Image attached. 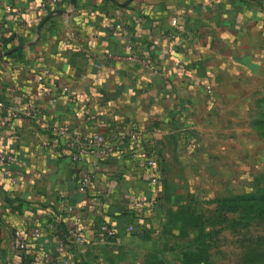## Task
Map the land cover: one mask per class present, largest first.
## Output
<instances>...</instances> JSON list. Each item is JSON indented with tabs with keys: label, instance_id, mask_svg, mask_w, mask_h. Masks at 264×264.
I'll return each mask as SVG.
<instances>
[{
	"label": "crops",
	"instance_id": "0c3cea01",
	"mask_svg": "<svg viewBox=\"0 0 264 264\" xmlns=\"http://www.w3.org/2000/svg\"><path fill=\"white\" fill-rule=\"evenodd\" d=\"M39 2L0 0V150L14 155L8 167L20 180L12 185L0 167V264L177 263L154 237L166 222L161 163L176 147L188 182L211 186L204 198L220 195L223 167H237L223 161L221 133L251 135L264 115V0H65L55 8L69 13L37 34ZM126 40L146 65L123 59ZM27 102L40 110L31 122L18 112ZM56 126L68 136L99 131L116 153L74 163L65 137L53 141ZM150 148L156 184L146 175ZM60 196L81 216L85 243L44 227ZM15 228L28 238L20 250Z\"/></svg>",
	"mask_w": 264,
	"mask_h": 264
},
{
	"label": "rangeland",
	"instance_id": "374dc122",
	"mask_svg": "<svg viewBox=\"0 0 264 264\" xmlns=\"http://www.w3.org/2000/svg\"><path fill=\"white\" fill-rule=\"evenodd\" d=\"M260 117V116H259ZM254 133H221L223 161L236 160L237 167L222 169V186L220 195L204 198L211 186L203 187L188 182L189 176L183 172L178 159L176 147L168 153V161L161 163V191L164 212L172 202H187L200 213L204 224V233H210L204 240L208 247V264H264V216L247 218L244 214L231 208L220 209L219 199L254 193L264 179V128L253 127ZM262 130H261V129ZM248 137V138H246ZM160 165V163H159ZM217 188V187H216ZM217 190V189H216ZM170 199V202L168 201ZM174 207V206H173ZM176 208V205H175ZM164 227V232L154 236L161 242L166 253L177 252L178 245L189 238L171 234ZM168 254V253H166Z\"/></svg>",
	"mask_w": 264,
	"mask_h": 264
},
{
	"label": "built area",
	"instance_id": "2783aa9c",
	"mask_svg": "<svg viewBox=\"0 0 264 264\" xmlns=\"http://www.w3.org/2000/svg\"><path fill=\"white\" fill-rule=\"evenodd\" d=\"M65 0H40L38 5L39 15L38 21L43 18L46 14L48 9H53L57 7L59 4L63 3ZM8 10L10 8H7ZM109 26L114 29L118 27V24H109ZM171 35H166L167 39H170ZM125 48L126 52L123 56V59L132 61V62H139L143 65L147 64V61L144 57L138 55L135 52L133 44L130 40L125 41ZM109 54L102 53L99 56L101 61H107L108 59L113 60ZM45 72V71H44ZM46 73V72H45ZM42 77L40 76L38 80L42 83ZM42 94L49 93L47 86L44 84L41 87ZM0 107H2V103H0ZM22 118H26L28 122H31L37 119L40 115V110L36 108V106L31 103L27 102L24 107L18 111ZM54 138L53 141L55 143H59L61 137H65L64 147L67 151V156L70 161L74 163H80L81 161L87 159L90 156L95 158H101L105 155H111L116 153V149L114 145L99 131L91 133L90 135H82V134H74L72 136H68L66 131L59 127H53ZM126 136L129 137L131 140H135L138 137V132L135 130L128 131ZM15 159L14 155L10 152H6L0 150V167L1 173L3 176L8 178L9 182L12 185H16L20 182L19 178L14 175L11 169L8 167V164L13 162ZM145 165H146V175L152 183H158V175L155 170V153L153 149H147L145 151ZM97 167V163H93L87 171H85L80 178L79 187L83 195H87L89 189L95 178V169ZM153 202L151 200L147 201H138L136 205H151ZM55 213L51 211L46 212L47 220L44 224V227L52 232H55L57 229V225L60 223L61 220L64 219V216L68 217V230L67 233L74 238L77 243H85V236L81 234L79 230V226L81 224V216L78 212H76L75 208L65 202L63 196L59 197L57 202V206L55 209ZM99 230L103 232L108 237H113L115 235V230L113 227L109 226L108 224H101L99 226ZM129 231H133L134 227L132 225L128 226ZM33 236L35 238L40 236V231L35 230L33 232ZM13 237H14V244L17 249H23L27 245L28 238L27 236L22 233L19 229H13ZM58 264H69L68 259H64L60 261Z\"/></svg>",
	"mask_w": 264,
	"mask_h": 264
},
{
	"label": "trees",
	"instance_id": "16d2710c",
	"mask_svg": "<svg viewBox=\"0 0 264 264\" xmlns=\"http://www.w3.org/2000/svg\"><path fill=\"white\" fill-rule=\"evenodd\" d=\"M56 10V8L48 9L46 14L38 21V24L50 13ZM53 21V18L48 19L43 25ZM42 25V26H43ZM264 128V115L253 122L254 127ZM261 129V128H260ZM262 130V129H261ZM170 202V199H168ZM172 202L165 213V225L166 230L171 233L173 229H176L177 235L180 238H185L191 234L186 242L178 245L177 252H175V259L177 263H169L161 259L151 258L146 264H208L209 254L208 247L204 244V240L209 236L210 233H204V224L201 222V214L197 213L194 207L190 206L187 202L177 203ZM220 209L231 208L230 203L234 205L232 208L238 211L247 218L251 217H263L264 216V179L262 185L254 193H246L243 195H235L232 197H224L219 199ZM176 208L173 209L172 206ZM50 211L55 213L54 206H50ZM64 220H61L57 225V229L62 228V232H67L65 228ZM66 229V230H65Z\"/></svg>",
	"mask_w": 264,
	"mask_h": 264
},
{
	"label": "water",
	"instance_id": "95a60500",
	"mask_svg": "<svg viewBox=\"0 0 264 264\" xmlns=\"http://www.w3.org/2000/svg\"><path fill=\"white\" fill-rule=\"evenodd\" d=\"M70 4L73 5L74 4V0H70ZM69 12L64 10V9H56L54 11H51L50 13H48V15L38 24L37 26V34L40 33L41 27L42 25L50 18L57 16V15H62V14H68Z\"/></svg>",
	"mask_w": 264,
	"mask_h": 264
}]
</instances>
